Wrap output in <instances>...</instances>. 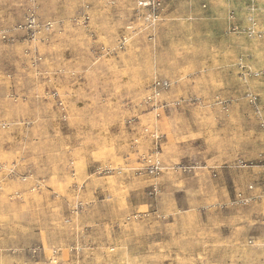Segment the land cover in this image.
<instances>
[{
    "label": "rangeland",
    "instance_id": "obj_1",
    "mask_svg": "<svg viewBox=\"0 0 264 264\" xmlns=\"http://www.w3.org/2000/svg\"><path fill=\"white\" fill-rule=\"evenodd\" d=\"M140 1L0 0V264H264V0Z\"/></svg>",
    "mask_w": 264,
    "mask_h": 264
},
{
    "label": "built area",
    "instance_id": "obj_2",
    "mask_svg": "<svg viewBox=\"0 0 264 264\" xmlns=\"http://www.w3.org/2000/svg\"><path fill=\"white\" fill-rule=\"evenodd\" d=\"M139 6L141 7V8H144L145 9V7H153L154 8V11L155 10H158V8L157 7H160V3L159 2H153V3H146V2H144V1H140L139 0ZM150 163H151V174H153V175H156V174H158L159 172V162H157V161H155V160H151L150 161Z\"/></svg>",
    "mask_w": 264,
    "mask_h": 264
}]
</instances>
